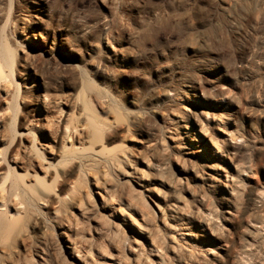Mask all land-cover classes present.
<instances>
[{"label": "rangeland", "instance_id": "374dc122", "mask_svg": "<svg viewBox=\"0 0 264 264\" xmlns=\"http://www.w3.org/2000/svg\"><path fill=\"white\" fill-rule=\"evenodd\" d=\"M39 36L66 58L38 51ZM1 43L15 51L16 83L6 82V97L0 90V110L14 117L19 132L27 129L37 138L47 150L43 154L50 156L57 146L64 116L69 115L71 129L82 123L83 104L111 127L104 152L123 147L137 152L141 149L131 145L132 139L146 146L160 136L168 100L188 105L191 98L208 102L210 116L219 114V106H237L225 127L248 139L244 143L252 147L250 156L261 166L264 183V0H0ZM111 48L119 50L113 57ZM209 122L211 132L221 135ZM27 143L28 136L22 137L7 156ZM5 164L0 163V174ZM55 167L38 172L48 185V191L41 187L40 199L46 194L52 199L48 205L43 201L40 218L22 221L0 236V264H79L67 252L69 242L90 264L106 257L137 264L128 250L131 237L140 240L137 230L119 221L113 225L97 208L99 196L92 193L84 213L82 207L53 203L70 197L76 185L94 190V171L65 176L59 164ZM168 167L167 175L175 176L177 164L170 161ZM182 180L198 189L190 179ZM132 185L127 194L138 198ZM141 200L145 203L136 210L125 208L127 217L139 228L142 216H148L161 228L147 199ZM203 249L199 253L205 255L209 250ZM250 257L247 263L256 264ZM166 258L180 264L171 252Z\"/></svg>", "mask_w": 264, "mask_h": 264}, {"label": "bare ground", "instance_id": "6f19581e", "mask_svg": "<svg viewBox=\"0 0 264 264\" xmlns=\"http://www.w3.org/2000/svg\"><path fill=\"white\" fill-rule=\"evenodd\" d=\"M24 3L27 4V0ZM42 36L36 38L38 51L50 56L57 53L66 58L63 51ZM114 49L111 48L110 57L119 51ZM14 53L5 44H0V90L3 97L9 93L6 82L16 83L12 68ZM67 63L75 66L70 60ZM211 72L209 68L206 74ZM186 86L190 87V84ZM186 99L188 105L176 98L168 100L161 116L164 121L161 134L150 144L144 146L129 139L132 146L141 149L137 152L127 147L104 152L103 143L108 142L111 127L92 110L84 109V104L78 114L82 119L78 127L71 129L69 115L63 117L57 146L50 156L43 154L47 150L35 136H30L29 130L19 132L14 117L0 110V163H6L5 173L0 174V236L14 231L22 221L40 218L41 206L48 205L52 199L48 197L50 194L40 199L41 187L48 191V185L42 182L38 172L59 164L65 176L83 175L93 170L91 184L94 190L76 185L70 197H61L53 203L77 210L82 207L84 213L92 203V193L99 196L97 208L113 219V225L119 221L130 226L133 232L137 230L140 240L131 237L133 245L128 246L131 260L137 264H169L168 252L173 253L180 264H191V260L201 264H248L250 256L256 264L263 261L264 183L261 166L250 156L252 147L248 142L244 143L248 139L225 127L236 114L237 106L229 110L221 104L219 114L210 116L208 102ZM209 119L215 122L221 135L211 132ZM26 136L28 143L17 148V153L7 156L8 150L20 144V139ZM148 151L153 153L148 156ZM170 161L177 164L173 177L167 175ZM182 179H190L198 189L194 191L183 185ZM129 184L135 185H132L136 187L134 191L141 199H147L162 230L148 216L140 217L143 224H138L139 228L136 220L127 217L125 208L132 211L145 203L139 197L132 198L127 194ZM69 244L66 248L72 258L79 264H90L81 259L84 252L80 254L76 245ZM204 247L209 250L205 255L199 253ZM218 247L220 252L216 250ZM194 250L197 252L195 256ZM256 252H260L261 257H257ZM92 264L120 262L106 257Z\"/></svg>", "mask_w": 264, "mask_h": 264}]
</instances>
